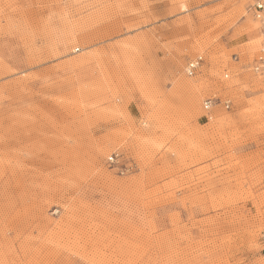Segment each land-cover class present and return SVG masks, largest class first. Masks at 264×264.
<instances>
[{"label":"rangeland","instance_id":"obj_1","mask_svg":"<svg viewBox=\"0 0 264 264\" xmlns=\"http://www.w3.org/2000/svg\"><path fill=\"white\" fill-rule=\"evenodd\" d=\"M254 1L0 0V264H264Z\"/></svg>","mask_w":264,"mask_h":264},{"label":"built area","instance_id":"obj_2","mask_svg":"<svg viewBox=\"0 0 264 264\" xmlns=\"http://www.w3.org/2000/svg\"><path fill=\"white\" fill-rule=\"evenodd\" d=\"M251 6H252L251 9L253 10V15L261 23L260 32L263 36V42H264V0H255ZM202 61H203L202 56L190 60L186 68L187 73L189 75H194L200 69ZM253 69L256 73L264 76V47L261 49V53L259 57L255 60ZM211 105H212V99L206 100L204 103L205 109H209ZM226 106L227 107L229 106V102H226ZM117 157H118L117 154L111 155L109 158L110 162L111 163L117 162Z\"/></svg>","mask_w":264,"mask_h":264},{"label":"bare ground","instance_id":"obj_3","mask_svg":"<svg viewBox=\"0 0 264 264\" xmlns=\"http://www.w3.org/2000/svg\"><path fill=\"white\" fill-rule=\"evenodd\" d=\"M256 40V41H255ZM254 42V48H255V50L256 49H260V48H263L262 46L259 48V44H261L260 43V40H259V38L258 37H256V39H254V41H251V43H253Z\"/></svg>","mask_w":264,"mask_h":264}]
</instances>
